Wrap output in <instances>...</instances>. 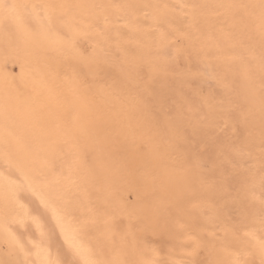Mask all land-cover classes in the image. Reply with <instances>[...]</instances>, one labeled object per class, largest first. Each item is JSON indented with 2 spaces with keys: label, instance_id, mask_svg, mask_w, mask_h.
Returning a JSON list of instances; mask_svg holds the SVG:
<instances>
[{
  "label": "snow or ice",
  "instance_id": "6c2138e0",
  "mask_svg": "<svg viewBox=\"0 0 264 264\" xmlns=\"http://www.w3.org/2000/svg\"><path fill=\"white\" fill-rule=\"evenodd\" d=\"M0 30V264H264V0H0ZM117 167L147 211L105 190ZM224 171L237 222L189 207Z\"/></svg>",
  "mask_w": 264,
  "mask_h": 264
},
{
  "label": "bare ground",
  "instance_id": "6f19581e",
  "mask_svg": "<svg viewBox=\"0 0 264 264\" xmlns=\"http://www.w3.org/2000/svg\"><path fill=\"white\" fill-rule=\"evenodd\" d=\"M97 2H112V0H97ZM116 2H120V0H116ZM129 2L177 3V2H184V0H129ZM196 2H201V3L251 2V0H196ZM6 47H8V45L5 42V38H4L2 30H0V64L3 63ZM25 63L26 64L28 63L27 59H25ZM9 70L14 74H18L20 72V63L19 62L9 63ZM163 84H166V83H163ZM0 87H2V84H0ZM116 148H118V150H123L124 159L129 157L130 155L129 149L124 144L123 141H119L115 143L112 147V151L117 150ZM119 159H122V157ZM124 176L127 178V181H126L127 185L134 190V193L124 194V192L120 191V189L117 188L116 182L118 181V178L124 177ZM226 176H228L227 171H224L223 173H217L213 177V179L217 182V187L211 193L203 191L199 186H193L190 189V194L193 197V199L191 200L189 207H191V204H198V203H201L202 201H214L215 199H218L219 197L229 196L231 198H234L236 196L237 190L239 189L238 179L233 176L230 178H226ZM121 182L122 181L118 183H121ZM104 187L108 193L116 196L120 200V202L123 205V211L125 212H132V213L145 212L149 209L151 201L154 198L153 191L150 188H148L142 181L130 179L128 172L121 171L118 169V167L117 169H114L111 175L107 177ZM129 187L127 188L129 189ZM225 217H226L225 222H237L238 220V214L236 210H233V209L230 212L229 211L225 212ZM174 227H175V222L170 221L159 232L151 236L152 242L156 244L157 246H167L169 243L168 233L172 229H174Z\"/></svg>",
  "mask_w": 264,
  "mask_h": 264
},
{
  "label": "rangeland",
  "instance_id": "374dc122",
  "mask_svg": "<svg viewBox=\"0 0 264 264\" xmlns=\"http://www.w3.org/2000/svg\"><path fill=\"white\" fill-rule=\"evenodd\" d=\"M161 82H159L157 84V89L161 92H164L167 90V87H168V84L165 80L161 79L160 80ZM166 83V84H163V83ZM166 85V86H165ZM205 87H208L209 85L208 84H204ZM199 139V136H196V137H193L192 140H193V144H196V141ZM117 150L113 151L115 153V156L118 160H124V157H123V150H118V148H116ZM119 154V155H118ZM214 154L212 152V149L209 148L208 149V152L206 153V156H209V157H212ZM122 159H119L121 158ZM227 175L226 178H230L232 177L231 175V172L230 171H227ZM122 178V179H121ZM117 181V180H116ZM122 181L121 183H118ZM127 178L124 176V177H120L118 178V181L116 182V186L117 188L120 189V191L124 192V194L126 193H134V190L132 188H130L127 183ZM123 183V184H122ZM127 185V186H126ZM124 187V188H123ZM129 187V189L127 188ZM126 188V189H125ZM128 190V192H127ZM133 191V192H132ZM136 193V192H135ZM231 196V194H230ZM214 200V199H213ZM232 200L233 198L231 197H219L218 199H215L214 201H210L211 203H213L214 205H216L217 209L219 210V215H220V219L222 222H225L226 221V217H225V212H230L232 209L233 210H236L235 207L232 205ZM221 212V213H220Z\"/></svg>",
  "mask_w": 264,
  "mask_h": 264
}]
</instances>
